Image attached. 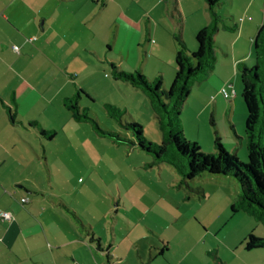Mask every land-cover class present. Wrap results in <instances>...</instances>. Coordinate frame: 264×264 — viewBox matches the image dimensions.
<instances>
[{
	"label": "crops",
	"instance_id": "1",
	"mask_svg": "<svg viewBox=\"0 0 264 264\" xmlns=\"http://www.w3.org/2000/svg\"><path fill=\"white\" fill-rule=\"evenodd\" d=\"M219 12L236 29L223 25L216 35V68L192 89L180 120L189 141L216 152L217 133L224 148L245 161L246 109L237 78L241 64L254 63L264 0H225ZM210 21L206 0H0V213L13 215L0 219V264H107L108 254L113 264L203 262L199 247L209 244L190 220L203 215L216 188L195 179L186 187L205 185L204 194L188 196L176 170L149 168L148 158L144 166L133 163L138 148L118 156L120 162L129 157L130 166L110 169L114 181H108L102 168L116 161L107 150L121 145L76 122L65 100L82 90L95 103L100 70L123 68L131 57L134 71L146 77V63L166 60L168 69L151 73L153 79L161 74L167 89L178 38L196 51L197 34ZM230 84L236 95L226 99L220 91ZM244 231L235 256H264L246 253L255 233Z\"/></svg>",
	"mask_w": 264,
	"mask_h": 264
},
{
	"label": "trees",
	"instance_id": "2",
	"mask_svg": "<svg viewBox=\"0 0 264 264\" xmlns=\"http://www.w3.org/2000/svg\"><path fill=\"white\" fill-rule=\"evenodd\" d=\"M223 2L224 0H206L211 21L197 34L196 51L190 52L182 37L178 38L180 50L175 58L176 75L168 90H163V78L151 82L141 72L128 73L120 70L115 64L111 65L116 81L126 82L141 89L152 103L159 107L157 116L160 115V124L168 128L163 131V144L157 145L147 141L143 136V128L138 123L125 125L122 112L114 106L107 111L128 135L102 129L98 120L90 116V108L81 106L80 102L84 96L92 101V98L82 90L74 97L67 98L65 106L71 111L76 122L91 124L101 137L154 155V161L148 164L149 168L162 164L171 165L180 175L181 187H189V182L207 174L233 178L239 183L241 193L239 199L232 205V211L243 212L264 226V24L258 30L253 42L254 65L241 64L239 67L243 84L242 97L247 109L245 128L248 162L244 163L236 154L228 152L217 133L214 142L217 152H204L198 143L191 142L185 137L180 120L181 111L195 84L205 81L216 68V35L223 25L230 30L236 29L227 25V22L231 21L230 16L219 12ZM163 118L166 119L165 123ZM131 130L133 135L129 136ZM171 146L175 147L173 149L175 152L171 151ZM184 158L187 160V165L182 161ZM203 194V189L199 188L198 195ZM95 241L98 247L103 249L100 241L97 239ZM260 249L264 250V238L251 234L245 243V250ZM107 264H113L110 254Z\"/></svg>",
	"mask_w": 264,
	"mask_h": 264
},
{
	"label": "rangeland",
	"instance_id": "3",
	"mask_svg": "<svg viewBox=\"0 0 264 264\" xmlns=\"http://www.w3.org/2000/svg\"><path fill=\"white\" fill-rule=\"evenodd\" d=\"M125 62L126 63L124 64V67L123 68L121 67L120 70H123L128 73L136 72L134 71L135 69H133L134 66L132 67V65L134 64L132 57L129 60L126 59ZM144 62L143 63L140 62V65L138 68H143L142 66H144L143 64H145ZM163 62H164L163 65L161 64L159 66L155 65L154 67L150 66L149 62L146 63V73H147V76H149L147 77L149 81L153 82L155 80L152 77L153 73H151V71L154 68L155 70L158 69V71L164 70L165 68L166 69L169 68V66L165 64L166 60H164ZM174 69L176 71L175 63H174ZM100 74H101V82H99L97 86L98 92L96 91L97 92L96 102L93 103L92 101L87 99L85 96L82 100L84 104L83 107L90 108V112H89L90 116L98 120L102 129L116 131L124 135H128L127 131L121 128L120 125L117 123V121L114 118H112L107 111L111 106H114L115 108H117V110H120L122 112L121 113L122 120L125 125L136 122L142 126L143 136L147 141L153 144H157V145L163 144L164 142V132L163 131H166L168 128L165 127V125L162 124L163 126H161L160 124L161 122L159 118L160 115L159 117L157 116L158 115L157 110L160 111L159 107L157 105L155 106V104L152 103V101L148 98V96L146 94L145 95L147 97L144 95V92L141 89H137L129 83L118 81L119 85H121V88L119 89L118 84L113 77L112 69L109 65L105 68V71L101 69ZM103 75L106 76V79H102ZM175 75H176V72H175ZM157 78H162V75L160 74L159 77ZM199 84L200 83L195 84L194 88H197ZM126 85H129V86H126ZM237 85L238 86L236 87V90L238 89L241 90L240 97H241L242 108L246 109V105L242 97L243 84H242L240 75H238V78H237ZM169 88L170 87L165 89L163 87V90H168ZM226 101L228 102V100ZM246 113H247V109H246ZM160 114L162 113L160 112ZM163 120H164L163 122L165 123L166 119L163 118ZM208 124L211 127L210 121L208 122ZM89 125L91 126V124ZM90 126H88L89 128L87 129H89V133L91 134V137H94L95 132H93ZM85 131L86 130L84 129L83 131L80 130V132H84V133ZM76 132L77 134H80L78 133V130H76ZM129 133H130L129 136H131V134L133 135L132 130ZM85 137H86V134H85ZM214 138L216 137L214 136ZM104 141H106L107 143H111V141L108 139ZM131 149L133 148H130L127 145H121V146H118V148L107 150L108 159H110L109 157L112 156L111 158L115 159L116 161L110 165L108 162H106L102 168V174L107 173L106 175L108 177L107 178L108 181L110 179L114 181L113 179L114 174L110 172V169H114V171H116L119 168H123V170H126L127 168H129L131 159H129V157H126L128 159L124 158V160L120 162V160L118 159L119 158L118 156L122 157L124 155H127V152H129ZM134 149H137V148L134 147ZM173 149H175V147H172V150H171L175 152V150ZM203 151L206 153L215 152V151L207 152L205 149H203ZM76 158L77 157L75 156L73 160L75 166L80 164L79 160ZM147 158H148V161H152V162L154 161V155L145 153L138 149L133 154L132 160H133V163L139 166H144L145 162H147L145 161L147 160ZM182 161L185 165H187L186 163L187 160L185 158L184 160L182 159ZM242 162L246 163L248 162V159ZM71 163L72 161L70 162V164ZM162 165H165L166 167H168L169 169L173 171L176 170L169 164H162ZM139 171H144V170L142 169ZM201 177L196 178V182L205 181L204 184H207L210 187L214 186L216 190L211 191L213 194L212 200L209 204L203 207V215L199 214V216L195 217L194 214L196 213H194L190 220L191 225L195 226L198 229V231H202V233L206 236L205 239L208 242L207 244H209L208 246L204 245V246L199 247L201 252H204V255H203V262L200 263L199 261L197 264H264V256H261L260 258L258 256H253L255 254L250 253L251 256L249 258L243 257V259H241V258L236 257L235 253L232 250L235 247L238 236H240V234L246 233V231L244 230L251 229V231L255 233L257 237L264 238V226L262 224L256 222L252 218H248L247 215L244 214L243 212L234 213L232 211L230 203L232 202L235 203L239 199V195L241 193V188H240L239 183L233 178H228L224 176H215V175L207 174ZM79 178H82L83 180L86 177L82 174H79L77 179ZM211 178H213L214 181H210ZM103 183H100V185L102 186ZM105 185L107 186V184L104 183V186ZM203 186L201 187L202 188L206 187L205 185ZM198 189L199 187L192 190L191 192V190H188V188L185 186V191H187L188 196L192 194H196V197L200 199L199 197L200 195H198ZM143 202H147V201L144 199ZM193 203H198V202H193ZM243 227H247V228H243ZM140 233H139V236H140ZM199 234L201 233H197V235ZM209 246L211 247L210 251L208 253L207 252L205 253V250H208L207 248H210ZM245 251L247 254L248 252H251L247 250ZM254 251H257L254 253H259L258 251H261V253H264V250H261V249L254 250ZM218 259L220 261H218Z\"/></svg>",
	"mask_w": 264,
	"mask_h": 264
},
{
	"label": "built area",
	"instance_id": "4",
	"mask_svg": "<svg viewBox=\"0 0 264 264\" xmlns=\"http://www.w3.org/2000/svg\"><path fill=\"white\" fill-rule=\"evenodd\" d=\"M14 49L16 51H18V47H14ZM220 92L224 96V98H226V99H230L236 95V91H235L233 85H231V84L223 87ZM23 202H26V199H24ZM0 219L2 221H11V220H13V215L9 212H2V213H0Z\"/></svg>",
	"mask_w": 264,
	"mask_h": 264
}]
</instances>
